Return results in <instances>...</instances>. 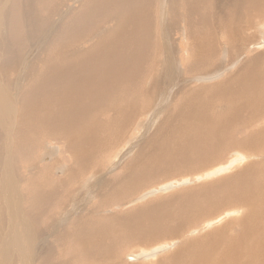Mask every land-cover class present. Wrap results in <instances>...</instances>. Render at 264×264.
Segmentation results:
<instances>
[{
	"label": "bare ground",
	"instance_id": "1",
	"mask_svg": "<svg viewBox=\"0 0 264 264\" xmlns=\"http://www.w3.org/2000/svg\"><path fill=\"white\" fill-rule=\"evenodd\" d=\"M218 1L0 0V264H264V0Z\"/></svg>",
	"mask_w": 264,
	"mask_h": 264
},
{
	"label": "rangeland",
	"instance_id": "2",
	"mask_svg": "<svg viewBox=\"0 0 264 264\" xmlns=\"http://www.w3.org/2000/svg\"><path fill=\"white\" fill-rule=\"evenodd\" d=\"M219 1L217 0V2H216V6H217V4H218V7L216 8V9H218V10H223V8H224V6L219 2ZM223 6V7H222ZM220 8V9H219ZM221 10V11H222ZM222 12H224V11H222ZM222 19H224L223 17H221ZM216 19V22H217V20H218V22H219V20L221 21L222 19ZM166 19V21L168 22V18H165ZM178 20V18H176L175 19V21H177ZM216 22H215V24H216ZM223 20H222V23H220V25H219V23H217L216 25H217V27L216 26H214L215 28L213 29V32H211V33H209V34H211L212 36H213V33L216 31V30H218L219 32H220V37H217V35L215 36L214 35V42H216V41H218V42H216V43H221L222 45H224L226 42H227V36L226 35H223V33L221 32V28H222V26L224 25L223 24ZM181 24H179L178 22H177V26L178 27H183L182 25V22H180ZM237 29V31H238V33H240V31L241 30H243V31H245L244 29H246V28H240V26H239V28L237 27L236 28ZM209 32H210V30H209ZM221 33H222V35H221ZM224 34H226V33H224ZM210 35V36H211ZM240 35H241V33H240ZM179 36V34L177 35V37ZM247 36V34L244 36V37H246ZM179 38V40H180V38L181 39H183L184 38V33H182L181 34V36L180 37H178ZM223 38V39H222ZM212 39V38H211ZM237 38H235V42L238 44V46H240V47H242L243 45H242V43H241V40L239 41L238 39L236 40ZM222 40H225V41H222ZM234 40V39H233ZM233 40L231 41L230 40V42H231V45L233 46L234 44L232 43L233 42ZM223 42H225V43H223ZM183 43H184V41H183ZM262 45V46H261ZM5 46V48H6V46H7V44L5 43V42H3L2 41V47H4ZM254 46V48H252V49H250V47H246L245 49L246 50H244V52L241 54V57H239V58H235L234 57V62H232V61H229V62H227V64H228V67L229 68H231V71L233 72V71H235L236 70V68L241 64L242 65V63H244V62H246L247 64H248V62L250 61V63H252L253 62V59L255 58V56L257 55V54H259V53H262L263 51H264V43H262L261 41H260V44L258 45V44H256V42H255V44L253 45ZM235 49H231V51L232 52H229L231 55H233V54H237L236 53V47H235V45L233 46ZM245 46H243L242 48H244ZM260 49V50H259ZM228 51H230V50H228ZM250 52H253V53H251V54H249ZM247 54V55H246ZM245 57H244V56ZM244 57V58H243ZM236 63V64H235ZM249 63V64H250ZM227 74V73H230V71L228 70V72L225 70L224 71V74ZM11 78H12V75L10 74V78H9V80H8V87L6 86V84L5 83H3V82H1V84H3L4 85V87H5V89H6V91H8L9 93H10V95H11V92H12V90H10L9 89V82H10V80H11ZM203 81H205V80H200V82H203ZM194 84V83H193ZM197 84H199V85H196V86H192V87H189V86H186L185 88H182V90H180L181 92H180V95L182 96L183 94H186L188 91H190V90H192V89H195V88H197V87H199V86H201L202 84L201 83H199V82H197ZM205 85H212V84H205ZM229 88H231V87H229ZM232 89V91L234 92H238V89L237 88H234V87H232L231 88ZM264 89H262V91H263ZM264 92V91H263ZM223 93H224V90H223ZM143 119H145V114L143 113V114H141V115H139V117L137 118V121H136V123H134L129 129H128V131H127V134H126V137L127 136H129V137H132V136H134L136 133H137V131L139 130V127H138V122L139 121H142ZM263 120V119H262ZM253 126V125H252ZM135 127H137V128H135ZM255 128L254 129H257V125H255L254 126ZM253 128V127H252ZM136 129V130H135ZM247 129V128H246ZM253 129V130H254ZM245 131L246 130H244V131H240V133L242 132V133H245ZM238 135H240L239 133H238ZM235 136L236 135H233V136H231V140H234L235 139ZM48 138H44V143L45 144H40L41 146H40V148L36 151V154L35 155H38V157L40 158L41 156H40V154H42L43 156H45L46 157V155H44V153H47L49 150H51L54 146H57V143H55L53 140H47ZM122 144V143H121ZM48 145V146H47ZM51 145H52V147H51ZM120 145V144H119ZM124 146H122V145H120L119 147H118V149H119V151L117 152V153H119V152H121V148H123ZM48 150V151H47ZM239 151V150H238ZM115 152V151H114ZM109 153V154H108ZM107 153V155L106 154H104L103 155V157L100 159V161L103 163L104 162V164H105V169H108V167L112 164V162H113V156H112V153H113V151H111V152H108ZM111 154V155H110ZM37 157V156H36ZM38 157L36 158L37 159V161H38ZM65 157V156H64ZM235 157H236V155H235ZM222 158L223 159H225L226 158V156H222ZM68 160V159H67ZM112 160V161H111ZM228 160V159H227ZM36 161V160H35ZM37 161L35 162V163H37ZM44 162H46V161H44ZM247 162V160H244V161H240V162H231L230 163V165H229V167L228 168H225L224 169V171H226V173L224 172L223 173V175L221 174V173H218L217 175L218 176H216V177H213V178H211L210 180H213V179H217V178H219V177H221L220 175H222V176H224V175H227V174H230V173H234V171H235V168H236V166L237 165H243V164H245ZM101 164V163H100ZM229 163H227V165H228ZM24 165L25 164H20L19 166H17V167H19L20 169H18L19 171H21L23 168H24ZM25 166H29V165H25ZM116 166H118V164L116 165ZM24 172H25V170H23ZM97 173H98V170H97V172H96V175H97ZM109 173V172H108ZM181 173H179V174H176V175H173L172 177H169L168 179H165L164 181H162V182H160V183H157V184H155L154 186H152V187H154V188H156V189H159L160 188V186H162V187H166V186H169V184H171V183H173V184H178V182H180L181 180H184V179H187L188 177H191V176H189V175H180ZM193 180H195L194 178H193ZM21 181H23V178H21V179H19V182H18V187H19V185L21 184ZM206 181H209L208 179L207 180H205V182ZM199 182V180H195V181H192V182H190V185L191 184H197ZM167 184V185H166ZM186 186H189V185H183L182 186V184H180V185H177V186H175L176 188H172L170 191H172V190H177V189H180V188H183V187H186ZM78 188H80V187H78ZM166 191H168V190H166ZM166 192H163V191H159V192H157L156 193V195L155 196H153L152 198H154V197H158V196H160V195H163V194H165ZM133 199L132 198H130V200L128 201V202H118V203H115L116 205H114V206H112V207H110V209L112 210V213H116V212H119V211H123L124 209H126L128 206H130V205H132L133 203H135L136 201H138V200H136V201H132ZM132 201V202H131ZM138 203V202H137ZM202 225L203 224H193V229L194 228H199V227H202ZM212 225H214V224H212ZM211 225V226H212ZM206 229H207V227H206ZM200 232H202V230H200L199 232H198V229H196V231H195V235H200ZM167 246V247H173L172 245H173V243L171 242V240L169 239V238H162L160 241H158L154 246H156V247H158V246ZM139 245H137V244H135V245H130L129 244V246H127V247H124L123 248V253L125 252V253H138V255L140 254V251L142 252V254H143V251L141 250V249H139V247H138ZM134 247V248H133ZM169 248H166V249H168L169 250ZM162 253H159V254H156L157 256H160ZM148 257H150V256H148ZM148 257H145L144 256V259L141 257L140 259H141V261L140 262H138L137 264H150L149 262L152 260V258H148ZM145 259H148V260H145ZM122 259L121 258H119L118 259V261H121ZM144 260V261H143ZM145 261H149V262H145Z\"/></svg>",
	"mask_w": 264,
	"mask_h": 264
},
{
	"label": "crops",
	"instance_id": "3",
	"mask_svg": "<svg viewBox=\"0 0 264 264\" xmlns=\"http://www.w3.org/2000/svg\"><path fill=\"white\" fill-rule=\"evenodd\" d=\"M236 48H239V47H236ZM239 49H241V48H239Z\"/></svg>",
	"mask_w": 264,
	"mask_h": 264
}]
</instances>
